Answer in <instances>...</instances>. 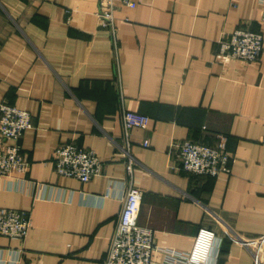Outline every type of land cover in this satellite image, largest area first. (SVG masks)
I'll return each mask as SVG.
<instances>
[{
  "label": "crops",
  "instance_id": "crops-1",
  "mask_svg": "<svg viewBox=\"0 0 264 264\" xmlns=\"http://www.w3.org/2000/svg\"><path fill=\"white\" fill-rule=\"evenodd\" d=\"M129 1L115 4L113 46L98 0H0V105L31 120L19 140L28 171L0 178V208L32 223L22 242L1 238L0 264H98L129 184L156 246L187 252L210 228L208 264H254L234 234L264 236V51L252 63L215 54L234 30L264 34V0ZM125 110L148 116L147 127L126 136ZM187 140L222 146L230 173L179 169L169 152ZM64 144L94 151L100 174L58 176L52 154Z\"/></svg>",
  "mask_w": 264,
  "mask_h": 264
},
{
  "label": "built area",
  "instance_id": "built-area-1",
  "mask_svg": "<svg viewBox=\"0 0 264 264\" xmlns=\"http://www.w3.org/2000/svg\"><path fill=\"white\" fill-rule=\"evenodd\" d=\"M117 2L130 8L135 6L129 0H98L99 25L109 32L113 46L117 42L114 17ZM260 3V20L264 23V2ZM262 51L264 34L237 29L219 40L215 58L223 63L229 60L252 63ZM121 117L126 136L128 130L145 129L149 122L148 116L128 110L123 111ZM30 127L28 112L6 104L0 105V178L23 175L28 171L29 163L21 153L19 140ZM261 143L264 144V139ZM147 145L148 142L144 141L143 146ZM169 154L179 164V169L185 172L210 177L230 173V156L222 146L210 147L187 140L177 144ZM121 155L126 173L130 175L134 163L129 154L128 141L122 147ZM52 163L58 176L73 178L83 184L98 176L101 171V162L94 151L70 144L55 149ZM140 199V191L131 184L127 185L116 227L109 239L106 254L98 264H153L155 252L164 255V261L159 264H208L217 241L212 229L200 228L187 252L158 247L154 244L152 230L137 222ZM31 226L28 211L0 208V240L9 238L22 242ZM234 238L249 251L254 264H264V236L243 237L234 234Z\"/></svg>",
  "mask_w": 264,
  "mask_h": 264
}]
</instances>
